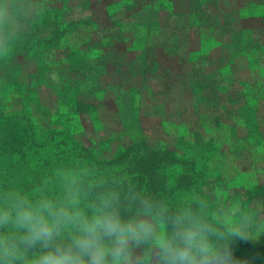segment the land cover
Instances as JSON below:
<instances>
[{"label": "trees", "instance_id": "16d2710c", "mask_svg": "<svg viewBox=\"0 0 264 264\" xmlns=\"http://www.w3.org/2000/svg\"><path fill=\"white\" fill-rule=\"evenodd\" d=\"M5 8L1 66L8 59L17 73L22 58L39 56L45 65L54 61L62 79L58 86L73 98L70 107L82 104L97 116L110 95L120 106V123L137 124L135 138L108 146L112 158L101 157L97 146L83 145L62 129H53L43 142L34 137L30 145L10 141L8 152L25 148L3 172L0 191L57 199L62 178L81 170L117 188L128 212L142 202L168 213L194 209L216 229L232 230L210 207L206 161L182 153L178 138L167 145L147 139L143 123L147 118L159 119L162 126L184 123L181 106L189 104L196 123H246L249 137H263L264 0H0V10ZM240 67L249 70L241 75ZM12 76L20 79L14 70ZM7 116L26 115L13 111ZM237 134L231 141L239 142ZM195 136L204 138L201 148L213 143L202 132ZM6 140L3 130L0 141ZM261 187L248 189L242 198L264 197ZM243 254L264 264V244L246 246Z\"/></svg>", "mask_w": 264, "mask_h": 264}, {"label": "rangeland", "instance_id": "374dc122", "mask_svg": "<svg viewBox=\"0 0 264 264\" xmlns=\"http://www.w3.org/2000/svg\"><path fill=\"white\" fill-rule=\"evenodd\" d=\"M16 67L17 65L14 66L7 59L0 69V132L5 130L7 137L6 142L0 141V179L8 165L23 157L22 151L25 146L8 152L7 145L11 144L10 141L22 139L30 145L34 137L43 142L53 133V129L56 131L62 129L79 137L83 145L97 146L98 151H102L101 157L112 158L113 153L108 146L119 145L134 137L132 127L137 123H120L118 119L120 106L110 95L104 100V105L96 111L97 116L92 109L82 104L70 107L69 101L73 98L66 97L69 90L58 86L62 79H60L56 62L45 65L42 58L35 56L31 59L22 58L17 73ZM13 70L15 75L20 77L19 80L13 78ZM238 70L241 75H244L249 69L240 67ZM26 81L33 83L34 87L25 86ZM86 94L83 96L84 102L87 101ZM252 96L254 100L262 101L258 93H253ZM189 107V104L181 106L185 114L184 123H165V126H162L159 119L147 118L148 120L143 123L147 139L155 143L162 140L161 144L167 145L172 144V141L175 143L178 138V148L182 153L187 157L206 161L210 167V172H206L205 176L206 192L213 198L210 207L217 220L227 223L231 229L245 228L257 240L255 244L257 247L264 244V197L261 193L253 199L242 198L245 197L248 189L264 187V135L259 139H252L249 137L251 132L247 130L248 128L246 129V123L231 122L219 125L196 123L193 112H189ZM261 109V113L264 114V101ZM13 111L26 116L22 119L7 116ZM135 111L134 109L133 112ZM179 112L182 113V111ZM251 118L250 114L249 119ZM124 124L130 127L129 132H124ZM235 124L237 127L232 129ZM259 125L264 129V123ZM218 127H223L220 133L217 131ZM234 131L238 133L239 142L231 141L235 139ZM196 132H202L206 141L209 139L213 142L212 145L201 148V139L204 138H196ZM228 135L230 139L226 142ZM196 140H198L197 146ZM238 147L240 149L236 150ZM229 148L234 151L227 153L226 149ZM73 177L82 182L85 207L94 204L102 197L114 195L124 209V203L120 199L117 188L108 187L103 181L96 182L90 173H82L81 170L77 171ZM61 186L57 199H60L62 195L63 185ZM131 212H134V209ZM155 218L158 222L160 221L159 217ZM135 254L141 257L142 264H153L148 245H141ZM256 264H263V262L260 260Z\"/></svg>", "mask_w": 264, "mask_h": 264}, {"label": "clouds", "instance_id": "9594fccd", "mask_svg": "<svg viewBox=\"0 0 264 264\" xmlns=\"http://www.w3.org/2000/svg\"><path fill=\"white\" fill-rule=\"evenodd\" d=\"M62 185L60 199L0 191V264H142L141 245L153 264H254L243 250L257 240L243 227L227 232L194 209L168 213L147 202L128 212L114 195L85 207L79 179Z\"/></svg>", "mask_w": 264, "mask_h": 264}]
</instances>
